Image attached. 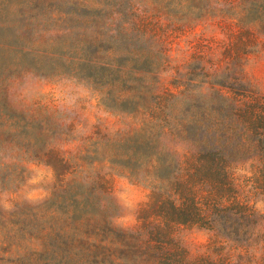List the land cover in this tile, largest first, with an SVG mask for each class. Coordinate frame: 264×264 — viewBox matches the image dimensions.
<instances>
[{
	"label": "trees",
	"instance_id": "16d2710c",
	"mask_svg": "<svg viewBox=\"0 0 264 264\" xmlns=\"http://www.w3.org/2000/svg\"><path fill=\"white\" fill-rule=\"evenodd\" d=\"M29 4L54 9L22 11ZM19 6L0 13V125L20 119L7 101L10 79L33 73L82 81L106 110L140 125L116 137L111 155L101 161L150 190L138 226L126 230L112 221L117 207L104 176L75 175L58 154L39 159L58 180L48 198V261L234 264L227 243L252 256L250 248L264 239L232 167L258 159L264 193V93L247 72L250 55L264 46V0H20ZM206 17L223 23L228 42L221 55L197 54L162 89L170 34ZM96 136L109 141L100 132ZM168 138L187 144L190 152L181 157L171 151ZM0 226V253L21 249L14 241L17 231L4 218ZM192 227L213 232L226 246L219 243L210 254L191 258L179 232ZM38 238L42 249L24 254L47 250V238ZM12 262L19 264L20 257Z\"/></svg>",
	"mask_w": 264,
	"mask_h": 264
},
{
	"label": "rangeland",
	"instance_id": "374dc122",
	"mask_svg": "<svg viewBox=\"0 0 264 264\" xmlns=\"http://www.w3.org/2000/svg\"><path fill=\"white\" fill-rule=\"evenodd\" d=\"M20 0H0V13L20 11ZM48 6L29 4L26 13H48ZM58 10V9H57ZM163 22L167 20L163 19ZM168 23V22H167ZM170 65L161 73L162 89L184 73L193 58L203 52L219 57L228 36L220 18L206 17L192 29L170 34ZM247 72L257 88L264 93V46L250 55ZM7 101L14 115L20 116L0 125V219L17 231L15 242L22 248L9 254H1L6 261L0 264H51L48 261V198L58 183L55 172L45 162L48 155L58 154L70 161L75 175L86 172L100 174L110 188V196L117 210L113 223L126 230H134L139 224V213L149 199V188L123 175L118 167L101 159L112 153V141L125 137L140 127L130 117L114 114L100 103L97 93L77 79L57 78L26 73L9 81ZM17 120V125L13 121ZM96 132L105 134L109 141L97 140ZM167 147L184 157L190 152L187 144L168 138ZM43 159L45 161H41ZM100 160V161H99ZM261 163L251 159L235 163L232 173L243 201L256 209L258 234L264 239V193L261 187ZM71 177V176H69ZM2 227L0 226V238ZM41 235L46 237V249L41 254H24L29 250H41ZM179 237L191 258L210 254L219 243L213 232L197 227L183 228ZM1 246V245H0ZM227 243L234 264L264 263V240L256 248H246ZM30 248V249H29ZM18 255V256H16ZM25 256L23 259L22 256ZM29 258V259H28ZM10 261H7L9 260Z\"/></svg>",
	"mask_w": 264,
	"mask_h": 264
}]
</instances>
